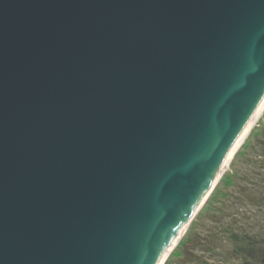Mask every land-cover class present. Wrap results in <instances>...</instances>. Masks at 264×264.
<instances>
[{
  "label": "water",
  "instance_id": "obj_1",
  "mask_svg": "<svg viewBox=\"0 0 264 264\" xmlns=\"http://www.w3.org/2000/svg\"><path fill=\"white\" fill-rule=\"evenodd\" d=\"M264 101V0H0V264H158Z\"/></svg>",
  "mask_w": 264,
  "mask_h": 264
},
{
  "label": "rangeland",
  "instance_id": "obj_2",
  "mask_svg": "<svg viewBox=\"0 0 264 264\" xmlns=\"http://www.w3.org/2000/svg\"><path fill=\"white\" fill-rule=\"evenodd\" d=\"M215 187L164 264H264L230 235L264 240V110Z\"/></svg>",
  "mask_w": 264,
  "mask_h": 264
},
{
  "label": "bare ground",
  "instance_id": "obj_3",
  "mask_svg": "<svg viewBox=\"0 0 264 264\" xmlns=\"http://www.w3.org/2000/svg\"><path fill=\"white\" fill-rule=\"evenodd\" d=\"M263 110H264V101L261 104V106L259 107V109L257 110V112L255 113L254 117L252 118V120L250 121V123L248 124V126L246 127V129L243 131V133L241 134V136L239 137V139L235 143V145L233 146V148L231 149V151L229 152V154L227 155V158H226V160L224 162V165H223V167H222V169L220 171V174H219L220 177L222 176V173L224 172V170L226 169V167L229 165V163L231 162V160L234 158L236 152L238 151V149L242 145L243 141L245 140V138L248 135V133L251 131V128L254 126L255 122L257 121V119L259 118V116H260V114L262 113ZM186 229H187V226L184 227L182 229V231L179 232L178 236L175 238L174 242L169 247V249L164 254V256L162 257V259L160 260V262L158 264H164V262L166 261V259H167L168 255H169L170 251L172 250L173 246L180 240V238L182 237V235L184 234V232H185Z\"/></svg>",
  "mask_w": 264,
  "mask_h": 264
},
{
  "label": "trees",
  "instance_id": "obj_4",
  "mask_svg": "<svg viewBox=\"0 0 264 264\" xmlns=\"http://www.w3.org/2000/svg\"><path fill=\"white\" fill-rule=\"evenodd\" d=\"M230 235H232L233 238H235V245L237 248L239 247V248H243V249L245 248L246 249V247L248 246V248L251 249V251H252V253H250V254L256 253L257 255L255 256V259H259L261 255L262 256L264 255V240H262L260 242L256 241L255 244H252V242L246 241V237H250V235L249 236L246 235L245 232H242V231L237 232L236 231V232H231ZM251 246H253V248ZM254 246H255V250H254ZM245 261H249V260L245 259ZM254 261H256L255 264H257V260H254ZM263 261H264V256H263Z\"/></svg>",
  "mask_w": 264,
  "mask_h": 264
},
{
  "label": "flooded vegetation",
  "instance_id": "obj_5",
  "mask_svg": "<svg viewBox=\"0 0 264 264\" xmlns=\"http://www.w3.org/2000/svg\"><path fill=\"white\" fill-rule=\"evenodd\" d=\"M259 259H261V257Z\"/></svg>",
  "mask_w": 264,
  "mask_h": 264
}]
</instances>
